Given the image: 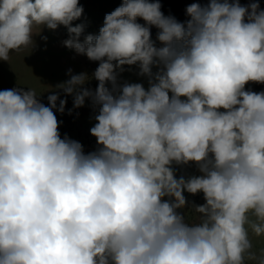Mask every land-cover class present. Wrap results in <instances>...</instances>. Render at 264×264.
<instances>
[{"label":"clouds","instance_id":"obj_1","mask_svg":"<svg viewBox=\"0 0 264 264\" xmlns=\"http://www.w3.org/2000/svg\"><path fill=\"white\" fill-rule=\"evenodd\" d=\"M82 12L78 0H0V60L64 25V45L99 61L95 90L85 73L58 88L98 110L101 146L61 138L58 93L45 106L33 88L0 91V264H264L252 240L264 237V92L245 90L264 84L259 3H192L181 23L159 0H124L80 42ZM124 65L149 87L119 83ZM173 162L201 175L177 178ZM185 191L203 193L196 222Z\"/></svg>","mask_w":264,"mask_h":264},{"label":"rangeland","instance_id":"obj_2","mask_svg":"<svg viewBox=\"0 0 264 264\" xmlns=\"http://www.w3.org/2000/svg\"><path fill=\"white\" fill-rule=\"evenodd\" d=\"M209 0H181L186 12L188 5L192 3H200L206 5ZM252 2L259 3L260 9L264 10V0H239L242 6H247ZM137 22L141 23V19L137 18ZM74 20L70 25H73ZM104 26V20L100 22L97 32L92 34L80 35L79 40L83 42L87 35H99L100 29ZM66 26L59 25L55 30L49 29L47 26H40L38 31H34L32 40L33 44L26 50L10 51V59L8 61L0 60V91L6 89H23L25 91L30 88L35 89L38 93V99L45 106H48V96L51 94H59V99L66 100L64 112L55 111V115L59 122V132L61 138H68L78 141L83 146L85 154L97 151L101 146L98 145L96 137L91 135L90 129L95 125L94 119L98 110L94 109L90 100L86 99L82 107L74 108L73 96L66 95L58 85L68 81L71 75L85 73L90 78L84 87L95 90L98 81L93 78V73L99 66V61L89 60L84 54H79L75 49L68 48L64 45V41L70 38V33H66ZM151 39L156 46H161L152 30ZM123 71L118 70V81L123 84L141 83L146 89L149 87L148 78L139 75L138 65H124ZM157 69L153 68V72ZM246 91L264 92V84L249 82L245 85ZM59 107V100L57 101ZM223 111V109H222ZM84 112L83 115L77 116L76 113ZM177 178L184 176H199L198 165L195 162L187 164L171 165ZM184 196L188 202L185 209L181 210L183 214L190 220L196 222V214L193 212V205H202L205 203L203 193L192 195L187 191ZM253 251L259 254L264 249V237H252ZM246 264H255V262H246Z\"/></svg>","mask_w":264,"mask_h":264},{"label":"trees","instance_id":"obj_3","mask_svg":"<svg viewBox=\"0 0 264 264\" xmlns=\"http://www.w3.org/2000/svg\"><path fill=\"white\" fill-rule=\"evenodd\" d=\"M123 2L124 0H78V4L83 8V12L78 19L74 20L73 25L70 26L83 25L82 35L97 32L99 24L105 20V16L120 7ZM150 2H154V0H150ZM159 2L161 4V11L165 16H173L181 23H185L189 19L181 0H159ZM141 22L142 24L145 23L143 19H141ZM150 29L154 35H157L160 31L155 26H152ZM65 31L69 34L68 27ZM83 114L84 112H80L75 115L80 116Z\"/></svg>","mask_w":264,"mask_h":264}]
</instances>
